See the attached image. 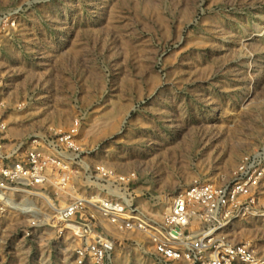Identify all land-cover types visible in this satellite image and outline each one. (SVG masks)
Listing matches in <instances>:
<instances>
[{
  "label": "rangeland",
  "instance_id": "374dc122",
  "mask_svg": "<svg viewBox=\"0 0 264 264\" xmlns=\"http://www.w3.org/2000/svg\"><path fill=\"white\" fill-rule=\"evenodd\" d=\"M0 102L14 139L84 116L78 145L136 172L141 194L223 184L264 142V0H0ZM29 223L0 203V264H76L78 239L49 223L26 235ZM109 229L113 264H190L160 261L148 233ZM221 234L264 255V221Z\"/></svg>",
  "mask_w": 264,
  "mask_h": 264
},
{
  "label": "built area",
  "instance_id": "2783aa9c",
  "mask_svg": "<svg viewBox=\"0 0 264 264\" xmlns=\"http://www.w3.org/2000/svg\"><path fill=\"white\" fill-rule=\"evenodd\" d=\"M1 105L0 203L27 215L26 235L49 223L58 239H78L76 264H113L110 227L148 233L156 257L165 263L264 264L250 241L233 243L221 234L238 219L264 221V142L259 151L243 156L223 184L195 181L171 197L154 196L137 191L136 172L94 162L99 147L78 145L84 116L65 131L14 139ZM142 196L163 211L161 220L145 209ZM39 199L52 213L41 212Z\"/></svg>",
  "mask_w": 264,
  "mask_h": 264
}]
</instances>
